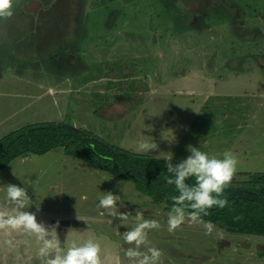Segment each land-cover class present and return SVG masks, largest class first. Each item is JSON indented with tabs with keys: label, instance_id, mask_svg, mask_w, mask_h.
I'll return each mask as SVG.
<instances>
[{
	"label": "rangeland",
	"instance_id": "1",
	"mask_svg": "<svg viewBox=\"0 0 264 264\" xmlns=\"http://www.w3.org/2000/svg\"><path fill=\"white\" fill-rule=\"evenodd\" d=\"M7 2L0 139L64 122L226 185L264 182V120L232 100L264 92V0ZM235 138L249 148L230 154ZM0 264H264V235L170 211L58 147L0 170Z\"/></svg>",
	"mask_w": 264,
	"mask_h": 264
},
{
	"label": "trees",
	"instance_id": "2",
	"mask_svg": "<svg viewBox=\"0 0 264 264\" xmlns=\"http://www.w3.org/2000/svg\"><path fill=\"white\" fill-rule=\"evenodd\" d=\"M7 6V0H0V11ZM58 147L69 156L132 182L136 191L165 204L170 211L195 215L232 233L264 235V182L255 188L226 185L212 173L121 150L64 122L36 123L2 137L0 170L18 157L42 155ZM235 189L251 192L234 193Z\"/></svg>",
	"mask_w": 264,
	"mask_h": 264
},
{
	"label": "crops",
	"instance_id": "3",
	"mask_svg": "<svg viewBox=\"0 0 264 264\" xmlns=\"http://www.w3.org/2000/svg\"><path fill=\"white\" fill-rule=\"evenodd\" d=\"M232 100L234 102V108H233L234 111H239V110L241 111L242 109L244 110L246 109L245 113L240 112L241 116L245 117L246 123L247 121H250V118H254L257 122H261L264 120V114L261 115L260 114L261 112L259 111V109L264 106V92L263 91H260L259 93H252L249 97L245 99V103H242L244 101H239L238 99H236V97H234ZM241 106H244V107H241ZM240 125L241 124L236 125L235 129L237 130V128H239ZM238 142L240 141L237 138H235L234 141L231 142L232 145H229L228 147L230 154L233 153L234 151L243 150L246 147L249 148L248 146L250 145V143L246 142V143L238 144ZM262 155H264V153ZM253 157L254 159L258 160V158L255 157V155ZM238 173H241V172H238ZM244 174L248 175L249 172H245ZM250 174H257V173L252 172ZM239 176H242V175H239Z\"/></svg>",
	"mask_w": 264,
	"mask_h": 264
},
{
	"label": "water",
	"instance_id": "4",
	"mask_svg": "<svg viewBox=\"0 0 264 264\" xmlns=\"http://www.w3.org/2000/svg\"><path fill=\"white\" fill-rule=\"evenodd\" d=\"M39 6H40V2L38 1H29L27 4L24 5L27 11H32V12H36ZM238 192H251V191L247 189H235L234 193H238Z\"/></svg>",
	"mask_w": 264,
	"mask_h": 264
}]
</instances>
